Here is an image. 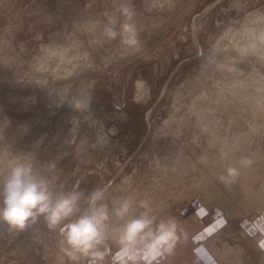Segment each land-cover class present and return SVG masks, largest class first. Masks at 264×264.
I'll list each match as a JSON object with an SVG mask.
<instances>
[{"label":"rangeland","instance_id":"1","mask_svg":"<svg viewBox=\"0 0 264 264\" xmlns=\"http://www.w3.org/2000/svg\"><path fill=\"white\" fill-rule=\"evenodd\" d=\"M129 6L142 42L141 50L135 54L123 52L118 41H109L102 35V13L113 10L114 0H0V147L8 146L14 154L35 152L38 170L57 189L85 193L106 189V202L132 195L137 202L152 204L148 208L158 220L175 218L188 204L210 210L213 217L207 221H193L189 246L182 236V248L172 260L176 264L186 254L190 259L196 240L208 238L218 226L222 230V246L218 244L221 252L227 242L235 249H243L237 251L241 264H264V237L259 238V243L255 240L264 229V205L247 209L236 201H217L212 195L215 191L205 182L202 185L207 189L202 186L196 192H182L178 183L154 182L155 176L163 174L155 164L158 158L161 164L165 155L180 151L187 159H197V154L209 146L207 131L190 109L192 100L202 106L210 103L216 111L211 112L212 117H218L219 124L233 113L232 123L246 124V133L243 131L241 136L247 134V139L252 140L250 148L258 141L264 142V63L235 45H226L237 37L239 48L244 49L249 40L245 38H250L246 22L252 14H264V0H130ZM97 19L100 27L88 29L89 22ZM98 33L101 39L96 41ZM55 41L79 44L83 50L80 53L87 49L94 55L90 56L96 65L76 67L66 76H53L50 71L55 67L46 70L50 75L49 89L58 80L57 87L66 84L73 95L80 94L86 102V92L90 93L87 111L74 112L67 104L57 107L46 90L34 85V77L46 73L38 63L44 54L42 45ZM208 65L209 71L201 72ZM228 128L227 124L219 128L213 139L214 150ZM191 137L204 141L202 150L199 145L193 146ZM232 146L235 152L250 155L249 149ZM263 150L257 162L264 167ZM51 164L55 168L49 172ZM262 179L264 183V176ZM163 185L169 186L167 191ZM216 186L217 193L228 197L229 186L217 181ZM157 200L162 204L159 208ZM227 204L235 212L229 213L226 221L223 217ZM244 229L248 236L243 235ZM254 240L255 246L250 244ZM108 243L106 257L111 264H118L112 257L120 253L119 248L112 241ZM0 264L72 262L59 250L58 232L48 230L41 219L18 234H10L7 226L0 223ZM195 264L205 262L198 257Z\"/></svg>","mask_w":264,"mask_h":264},{"label":"clouds","instance_id":"2","mask_svg":"<svg viewBox=\"0 0 264 264\" xmlns=\"http://www.w3.org/2000/svg\"><path fill=\"white\" fill-rule=\"evenodd\" d=\"M129 5L130 0H114L113 10L102 13V35L109 41H118L123 52L135 54L141 50L142 42ZM97 27L100 22H93V28ZM246 31L250 38L243 52L264 63V14L252 18ZM79 48V44H73L64 53L76 52L72 60L88 61L89 54L80 53ZM58 82L54 81L51 89L47 80L34 85L46 90L57 107L67 104L74 112L87 111L90 93L86 92V102L80 94L73 95L66 84L57 87ZM35 159L33 151L14 154L8 146L0 147V223L7 226L10 234L23 232L42 219L48 230L58 232L59 250L72 264H103L109 241L118 246L127 264H161L163 258L174 253L184 235L175 218L158 220L146 202H137L130 196L106 202V189L88 193L57 189L38 170ZM54 168L51 164L48 171ZM238 175V168L229 166L218 179L228 186ZM138 208L144 210L138 212Z\"/></svg>","mask_w":264,"mask_h":264},{"label":"bare ground","instance_id":"3","mask_svg":"<svg viewBox=\"0 0 264 264\" xmlns=\"http://www.w3.org/2000/svg\"><path fill=\"white\" fill-rule=\"evenodd\" d=\"M168 2H169V0H168ZM170 3H172V2H170ZM255 16L256 15L252 14L251 16H249L248 20L250 21ZM88 20L90 21V19H88ZM97 21H98V19H97ZM97 21L94 20L93 22H97ZM249 21L246 22V29L249 26V25H247V24H249ZM93 22L91 24H90V22H89V24L87 23L88 24V29L89 28L90 29L93 28ZM79 26H81V25H79ZM76 28H77V26H76ZM243 29H245V28H243ZM94 31H95V29H94ZM91 33H92V31H90V34ZM236 33H237V31H236ZM93 34H95V33L93 32ZM100 34L98 33V35L96 37L94 36L96 41L101 39ZM240 34L243 35L242 33H240ZM75 36H76V34H75ZM75 36H73V37H75ZM232 36H234V34ZM91 38H93V37H90V39ZM236 38H233L232 42L227 41L226 42L227 43L226 44L227 47H232V46L235 45L237 49H239V50L242 49L243 50V48H239L240 45L238 44ZM245 39H246V42H247V39H249V38L246 37ZM245 44L246 43H244V46H245ZM70 45H73V43L70 42V44H68V45H63V44H57L56 41H55L52 44H43L41 50L42 49L44 50L43 51L44 54L42 55L43 56L42 58L40 57V60L38 62L40 69L44 70V72H45L46 70H48L47 68H49V71H50V69L52 70V68L55 67V68H53V71H50V72L53 73V76L57 75V77H59L61 75L62 76H66V74H69L70 71H71V73H73L76 67L77 68L87 67V66H91L92 67V66L96 65L95 62L93 61L94 59L92 57L94 55L89 54L87 52V49L84 52H87L89 54L88 61H83V60L80 61V59H78V58L75 59V60H72V55H70V53H74V52H69L67 54L64 53V50L70 48ZM94 46L92 45V47H94ZM78 51L81 52L83 50H81L79 48ZM90 55H92V56H90ZM70 60H71V63H68V61H70ZM37 61H38V59H37ZM213 61H214V59H213ZM80 63H81V66H76L77 64H80ZM206 63H208V62H206ZM33 64L34 63H32V65ZM37 68H38V66H37ZM62 68L64 70H66L63 73L60 72V69H62ZM203 71H209V65H208V67H204L203 66L202 69H201V72H203ZM47 73L48 72L46 71V73H43L39 77L36 76L34 78H35V80H37V82L44 81V80L48 81L47 77H49L50 75H49V73L48 74ZM223 82L224 81H222V83ZM242 84H244V82ZM238 85H239V83H238ZM240 85H241V83H240ZM226 86H227V84H226ZM228 86H232V84H230ZM202 89H203V87H202ZM229 92H231V91H229ZM202 93H203V91H202ZM204 94H206V93H204ZM258 94H260V92ZM199 97H201V96H199ZM261 97H263V96H261ZM209 98H211V97H209ZM204 104L205 105L202 106V105L197 104L196 100H194V101L192 100V103L190 105V109L193 112L196 113L195 115L197 116V120L200 121V125H202L204 130L207 131V134L205 135V137H206V140H208L209 146L206 149L202 150V148L204 147V146H202V143H204V141L202 142V141H199L197 138H194V137L192 138L191 137L192 139H194L193 140L194 141L193 146L194 145H199L201 147V150L203 151V152H200V154H197L199 156V157H197V159H191L192 157L190 159H187L185 156L180 154V153H183V152H180V151H178L174 155H172V153H170L171 155L170 154L169 155L168 154L165 155L164 153H162V155L164 154L166 158L163 160V162L161 164L159 162V160H161V159L158 158L159 160L158 159H157L158 161L155 160L157 162L155 164H157L158 168L161 170V173H163V174H162V176H160L158 178L156 176L155 177L153 176L154 177V182L156 184H159V185L160 184H164L163 182H166V183L168 182L170 184H177L178 183V184H180L182 186L180 188L182 190V192H184V191L188 192V190H190V191L194 190L192 192H196V190L201 188L203 186L202 184L205 182V183H207V185H209V188H212V190L215 191L214 193H212V195H213V197L216 200H217V198H219L220 200L227 201V203L229 201L230 202L231 201H236L237 203L239 202V204L243 205L247 209L252 208L253 206L257 207V208L262 207L264 205L263 204L264 203V183H263V179H262L263 176H264V167H263V165H260L257 161L260 160V157L262 155V150L264 148V142L258 141V144L256 142V144L254 146H251V148H250V143H251L252 140L250 141L249 139H247V136H248L247 134H246V137L243 136V135L241 136V134L243 133L244 129H246L245 128L246 124L244 125L243 122L240 123L239 121H235L234 123H232V120H233V117H234L233 113L228 115V120L227 119L226 120H221L220 124H219L218 119H217L218 117H216V118L212 117V113L211 112H213L215 110V108H213L210 103H204ZM187 107H188V105H187ZM220 107L222 108V107H224V105H221ZM220 107H219V110L221 109ZM187 109H189V108H187ZM214 112H216V111H214ZM179 118L181 119L182 117L179 116ZM186 118H188V117L186 116ZM166 121H164V123ZM226 124H227V127L230 126V128L225 130L224 134L220 136L219 143L216 144L217 149L214 150V140L213 139H215L216 135L218 134L217 132H218L219 128L222 125L226 126ZM229 124H231V125H229ZM25 125H26V123H25ZM182 126L183 125H181V127ZM193 126H195V125L193 124ZM198 129H197V131H198ZM196 132L194 134H196ZM174 133H175V131H174ZM244 133H246V132L244 131ZM193 136H195V135H193ZM196 136H197V134H196ZM242 137H245V140L241 139ZM101 139H102L101 140V142H102L104 138H101ZM195 139H197V141H195ZM184 143H186V142H184ZM232 145H238L239 146L237 148L238 150H242L244 148L245 149H249L250 155L249 156H245V155L239 154L238 152H235V149H234V147ZM193 149H194V147L192 148V150ZM157 150H159V149L157 148ZM172 151H174V150H172ZM185 151H187V150H185ZM154 152H156V150ZM155 156H157V155H155ZM187 157H189V156H187ZM241 161H243V163H241ZM216 165H218V166H216ZM201 166H203L204 168H202ZM229 166L237 167L238 171H239V176H238V178L236 180V181H238L237 184L233 183V184L228 185L229 186L228 187L229 188V192H228V197H227V196H223L222 193H217L216 181L220 182L219 179H218L219 175L222 174L224 172V170L227 167H229ZM220 183H222V182H220ZM167 187H169V186H167ZM167 187L164 186V191H167ZM160 188H163V187H160ZM223 188L226 189L227 187L223 186ZM202 189L206 190L207 187L203 186ZM156 190H155V192H156ZM152 195H153V193H152ZM157 202H158V208H159V206H161L162 204H160V202L158 200H157ZM154 203H156V202H154ZM165 203H166V201H165ZM203 203H204L203 205L207 204V202H203ZM163 204H164V202H163ZM150 205H152V204H150ZM193 205L188 204V205H186L185 208H183V210L179 211V213L175 217V219L178 221V223H180L181 221H185L188 224H193V221H198L200 219V217L202 218V215H198V214H200L202 212V208L203 207L199 206V209L197 207L191 209L190 207L193 206ZM148 210L151 213L153 211V210H151V207H150V209L148 208ZM233 212H235L233 206H229L227 204V212H225L226 215L223 217V219H225L227 221L229 213L231 214ZM210 216L211 215L208 213L207 217H210ZM214 222L211 224V226L214 224ZM220 227H222V226H220ZM221 233H222V230H219V226H218L216 231H215V233L212 234L211 236H209L208 238L202 239L203 241H201L200 239H198L199 241L196 240V242H198V243H196L194 245V247L192 248V251L190 252V253H192V257L190 259L187 257V255L181 257L179 264H194V262L191 261V259L192 258H194V259L196 258L197 259L198 257L200 258V261L201 262L204 261L205 264H241L240 263L241 262V260H240L241 254H239V252H237V251L242 249L241 247L235 249L234 247H232L230 244H228L226 242L223 245V251L224 252H221L222 251L221 247H220V246H222V245H220V242L222 241V240H220V234ZM243 235L244 236L245 235L248 236L249 233H247L246 230H245V233H243ZM185 238H187V237H185ZM255 240L258 241V243H259V241H260L259 240V236H257ZM255 240L250 242V244H253V246H255V242H256ZM187 241L191 242L192 239L188 238ZM193 242H195V241H193ZM263 255H264V253H263ZM242 261H244V260H242ZM174 264H176V263H174Z\"/></svg>","mask_w":264,"mask_h":264},{"label":"crops","instance_id":"4","mask_svg":"<svg viewBox=\"0 0 264 264\" xmlns=\"http://www.w3.org/2000/svg\"><path fill=\"white\" fill-rule=\"evenodd\" d=\"M193 205V204H192ZM196 205V204H195ZM195 205H193V206H191L190 208L191 209H193V208H198L199 209V206H198V204L195 206ZM186 207V206H185ZM185 207H183V208H185ZM189 208V209H190ZM183 210V209H182ZM187 211V210H186ZM210 214L211 216L210 217H207V214ZM199 215H202V218L200 217V219L196 222V224H199V221H207L208 220V218H211V217H213V215H212V213H211V211L210 210H205V209H203L202 208V212L199 214ZM179 225H180V228L182 229V231H183V240L186 242V244L189 246V244L187 243L188 241V238H190V239H192V237H193V231H191V229H192V224H189V225H187V223L185 222V221H181L180 223H179ZM264 228V227H263ZM259 236V238H261V237H264V229H263V231L258 235ZM185 237H188V238H185ZM262 241H264V239L262 240ZM183 242L182 241H180L178 244H177V246H176V248H175V250H174V253L172 254V255H170V256H166L165 258H163L162 260H161V264H174V262L172 261L174 258H175V256L178 254V252H179V250H181V248H182V246H181V244H182ZM191 243V242H190ZM188 246H186V247H188ZM183 250V249H182ZM188 251V249H186L185 251H184V253L185 252H187ZM187 256H188V254H186ZM113 260H114V262L115 263H118V264H127V261H126V258H124L122 255H121V253H118V254H116V255H114L113 257ZM196 259V258H195ZM197 260V259H196ZM196 260H194V258H192L191 259V261H193L194 262V264L196 263ZM204 262V261H203ZM202 262V263H203ZM84 264H87V263H85L84 262ZM103 264H111L110 263V259L108 258V257H105V260L103 261Z\"/></svg>","mask_w":264,"mask_h":264}]
</instances>
